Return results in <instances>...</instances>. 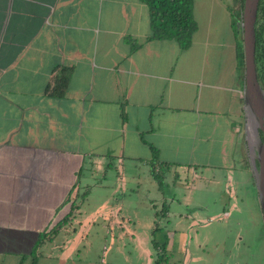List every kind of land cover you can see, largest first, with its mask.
I'll use <instances>...</instances> for the list:
<instances>
[{
    "label": "crops",
    "instance_id": "0c3cea01",
    "mask_svg": "<svg viewBox=\"0 0 264 264\" xmlns=\"http://www.w3.org/2000/svg\"><path fill=\"white\" fill-rule=\"evenodd\" d=\"M235 2L182 49L142 0H0V264H264Z\"/></svg>",
    "mask_w": 264,
    "mask_h": 264
},
{
    "label": "trees",
    "instance_id": "16d2710c",
    "mask_svg": "<svg viewBox=\"0 0 264 264\" xmlns=\"http://www.w3.org/2000/svg\"><path fill=\"white\" fill-rule=\"evenodd\" d=\"M148 5L151 23L152 34L149 39H172L177 41L182 49H187L191 46L194 34L198 29V22L194 17L193 7L194 0H142ZM244 1L242 0L243 6ZM242 11L238 16L242 19ZM264 19V0H260L257 23H256V63L258 70V78L261 84H264V45L262 36V20ZM240 62L244 64V52L240 50ZM67 77L62 76L57 81V86H61L56 95H61L66 85ZM161 190H164L163 179L156 174ZM61 226H55L59 229ZM54 228V229H55ZM52 231V230H51ZM154 243L158 245L160 257L155 264L165 262V244L159 245L155 240Z\"/></svg>",
    "mask_w": 264,
    "mask_h": 264
},
{
    "label": "water",
    "instance_id": "95a60500",
    "mask_svg": "<svg viewBox=\"0 0 264 264\" xmlns=\"http://www.w3.org/2000/svg\"><path fill=\"white\" fill-rule=\"evenodd\" d=\"M259 4L260 0L244 1L242 29L246 75L247 137L264 212V87L259 81L256 63V23Z\"/></svg>",
    "mask_w": 264,
    "mask_h": 264
},
{
    "label": "rangeland",
    "instance_id": "374dc122",
    "mask_svg": "<svg viewBox=\"0 0 264 264\" xmlns=\"http://www.w3.org/2000/svg\"><path fill=\"white\" fill-rule=\"evenodd\" d=\"M235 4H236V7L238 8V9H243V3H242V0H236V2H235ZM119 172H120V168H119V164L118 163H116V165H115V167L113 168V171H111L110 173L111 174H113V175H110V177H109V179L111 180V181H114V182H117L118 180H119V178L120 179H122V173H120V175H119ZM128 173V172H127ZM99 178V177H98ZM125 178H126V180H128V181H131V177L129 176V174H127V175H125ZM101 180H103V179H101ZM202 181H197V183L196 182H194L193 180H192V177L191 178H189V180L188 181H186V185H181L184 189L182 190L183 191V193H182V195H181V197H182V199L184 198V199H186V198H188V197H191L192 198V200H195L196 201V198L199 196V192H198V190H194V185L195 184H198V185H201V184H203V183H201ZM193 187V188H192ZM201 194V193H200ZM93 196H94V198H96L97 200H99V199H101L102 197L98 194V193H94L93 194ZM92 200V199H91ZM93 200H95V199H93ZM191 207L193 206V204H191L190 205ZM190 207V208H191ZM216 209V213H217V215L218 216H216L215 218H219L218 220H225V217H226V214H225V211L226 210H230L231 211V213H232V218H234L235 216H237L238 215V217L240 216V217H242V219H246V222H245V220L242 222V224H240L239 225V223H236L235 221V231L236 232H242L243 231V228H246V229H248V228H250V230H249V234H251V235H255L254 233L255 232H257L258 231V228H255V229H252V226H251V223H252V221H251V219H260L261 218V214H260V210L258 209V208H253V209H251V210H247L246 211V213H243L244 211H242V212H240V210L238 211V210H236V209H231L230 207H227L226 209L222 206H219L218 208H215ZM205 215V213H204V211L201 213V215ZM211 216H209V217H214V215L213 214H210ZM232 223V222H231ZM230 223V224H231ZM245 223H248V225L247 224H245ZM231 226H232V224H231ZM233 229V228H232ZM257 229V230H256ZM254 238V237H253Z\"/></svg>",
    "mask_w": 264,
    "mask_h": 264
},
{
    "label": "flooded vegetation",
    "instance_id": "af4514ba",
    "mask_svg": "<svg viewBox=\"0 0 264 264\" xmlns=\"http://www.w3.org/2000/svg\"><path fill=\"white\" fill-rule=\"evenodd\" d=\"M262 135H263V133H262Z\"/></svg>",
    "mask_w": 264,
    "mask_h": 264
}]
</instances>
